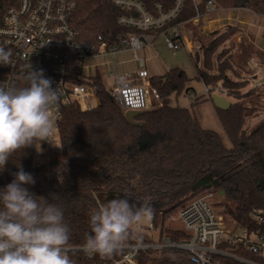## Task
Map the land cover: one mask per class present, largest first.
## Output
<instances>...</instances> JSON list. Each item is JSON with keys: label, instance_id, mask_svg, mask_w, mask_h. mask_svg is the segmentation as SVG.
<instances>
[{"label": "trees", "instance_id": "obj_1", "mask_svg": "<svg viewBox=\"0 0 264 264\" xmlns=\"http://www.w3.org/2000/svg\"><path fill=\"white\" fill-rule=\"evenodd\" d=\"M135 1L154 17L177 7V0ZM208 1L223 9H246L264 16V0H182L177 15L164 28L140 31L118 24L119 17L128 11L115 6L113 0H82L74 26L83 42L94 43L101 38L108 47L119 45L123 49L120 39L129 34L157 37L164 29L187 27L198 14L206 13ZM235 33L236 28L230 26L226 32L212 33L209 40L197 36L198 49L194 53L197 79L205 87H220L227 98H232L227 111L216 108L231 148L224 145L218 133L204 129L189 109L170 105L172 95L189 91V79L183 70L176 68L164 76L149 78L160 104L136 119L140 125L126 119L125 111L97 74L92 83L99 98L97 107L90 111L78 106L61 108V153L35 165L37 150L28 148L25 153H16L0 173L3 188L14 178L19 163L35 180L34 185L26 187L63 209L70 228L68 255L73 264H105L122 256L123 252L117 250L107 256L93 254L88 259L81 248L91 233V214L100 203L115 198H126L137 207L149 201L159 236L176 241H185L188 236L165 228L166 218L206 191L224 194V213L240 227L256 228L257 221L252 218L256 210L262 211L264 218V120L252 128L246 126L259 111L262 97L255 93L253 79L251 83L235 72L231 51L219 53ZM203 180H209L210 187L193 190ZM133 238L146 241L129 230L124 244L132 243ZM217 259L221 264H240ZM152 263L195 264L189 253L180 250L167 249L158 261L140 254L139 264Z\"/></svg>", "mask_w": 264, "mask_h": 264}, {"label": "built area", "instance_id": "obj_2", "mask_svg": "<svg viewBox=\"0 0 264 264\" xmlns=\"http://www.w3.org/2000/svg\"><path fill=\"white\" fill-rule=\"evenodd\" d=\"M81 1L0 0V49L10 53L11 61L9 65H0V85L26 86L24 76L30 67L33 70H44L45 78L51 79L54 89L58 88V99L52 108L54 141L55 136L59 135L63 106H78L83 111H90L99 104L96 87L92 84L97 73L91 77L84 75L85 64L90 59L103 56L112 58L114 73L109 77L116 78V87L110 94L125 113L129 110L152 109L155 102L157 105L160 104V97L151 87L149 78L143 70L144 59L136 55L145 44L143 42L146 41L145 36L149 35L129 34L122 37L120 45L123 49H120L119 45L108 47L101 38L94 43L83 42L74 26V16ZM113 2L115 6L128 11L127 15L119 17L118 24L140 31H157L164 28L175 18L182 5V0H177L175 10L154 17L135 0ZM219 11V7L213 1H208L206 13L198 14L193 23H198L206 15ZM182 30L183 26L179 25L176 29H164L161 33L167 36L166 44L170 50H178L185 46L190 50V44ZM170 33L171 38L168 37ZM128 52L138 62L139 70L136 73L126 72L118 75L117 56ZM81 81L84 83H80ZM255 88L264 89V80L258 82ZM205 91L209 95L220 92L218 89L208 87H205ZM43 145L47 150L54 147L47 142H43ZM214 197L212 192L206 191L179 209L175 220L182 228L176 230L188 236L185 241L172 240L166 236H159L156 241H140L133 238L132 243L124 244L119 249L123 252L120 258L105 264H139L140 254L158 261L163 251L167 249L189 253L195 264H221L217 258L229 259L240 264H264L262 211L256 210L252 213V218L257 221L254 230L240 227L234 220L228 225L222 215L211 209L208 200ZM150 230L159 231L155 229L153 223ZM84 255L88 259L93 257V254L85 252Z\"/></svg>", "mask_w": 264, "mask_h": 264}, {"label": "clouds", "instance_id": "obj_3", "mask_svg": "<svg viewBox=\"0 0 264 264\" xmlns=\"http://www.w3.org/2000/svg\"><path fill=\"white\" fill-rule=\"evenodd\" d=\"M10 63V53L0 49V65ZM24 81L23 87L0 85V173L18 152L33 147L40 152L43 142L60 147L54 142L52 112L58 88L43 69L30 67ZM17 167L12 181L0 188V264H73L63 209L31 192L26 186L35 184L33 175ZM139 205L126 198L100 203L82 250L101 256L119 250L129 230L153 216L149 201Z\"/></svg>", "mask_w": 264, "mask_h": 264}, {"label": "rangeland", "instance_id": "obj_4", "mask_svg": "<svg viewBox=\"0 0 264 264\" xmlns=\"http://www.w3.org/2000/svg\"><path fill=\"white\" fill-rule=\"evenodd\" d=\"M219 9V12L206 15L205 17L201 18L198 23H193L192 21V24H189L187 27L183 28L182 33L190 44V50L187 46L178 50H170L166 44L167 36L165 34H160L155 38L153 37L152 41L147 44L145 48L138 50L136 55L139 58L144 59L145 66L143 70L146 72L148 78L164 76L167 72L176 68L183 70L189 79V82L186 86L189 91H183L179 95H172L170 105L173 107L189 109L197 117L204 129L218 133L222 138L224 145L227 148H231L232 143L221 123L215 104L211 101L213 94H207L205 91V86L197 79L194 53L196 49H198V44L196 43L195 39L197 36H205L203 40H209L212 33L216 31L222 33L228 31L230 26L232 28H236V33L219 49V53L225 49L230 50L232 53V64L235 72L250 80L251 83L252 75H254L255 72H253L251 66H249L248 60L251 58L256 61L257 66H259V69L256 72L259 77L257 78V81L263 82L264 70H262V67L264 66V54L260 51V49H258L259 47L255 45V41H250L247 39L248 37H243L245 36V30L241 31L238 26L236 27V20H226L224 16V10L228 9H223L221 7H219ZM214 19H219V21L210 24ZM248 36L250 38V35ZM168 37H172L171 33L168 34ZM129 55V53H120L117 56L116 63L118 66L116 68V74L122 75L126 72L134 71L135 68L139 67L138 62H131L130 59H133L134 57ZM201 65L202 62L200 63V66ZM95 73L101 75L108 91H111L116 87V78L109 77L111 73H114V66L110 56L94 58L86 62L84 75L86 77H91ZM104 74L107 76H104ZM230 75H233L232 72H230ZM214 89H218L221 92L220 87L213 86V90ZM220 92H217L216 94L219 96H225L227 98L226 94ZM258 92L262 97L258 104L259 111L248 120L246 126L249 128H252V126L264 120V89L259 88L255 93L257 94ZM227 99L232 101V98ZM196 102L198 103L196 104ZM155 105H157L156 102L154 107H156ZM54 142L60 147L54 146L51 148V150H47V148H44L43 143L41 144V151L36 152V158L34 161L35 165L46 163L47 157H55L61 153V142L59 140L58 134L55 136ZM212 193L215 197L208 200L211 209L214 212L222 215L226 224L230 225L232 223V219L224 213L225 201L223 197L216 192ZM178 211L179 210L173 212L171 216L166 218L164 222L165 228H182L180 223L175 220ZM152 223L153 220L151 218V220L141 222L139 225H134L130 231L135 236H139L144 240L156 241L159 237V231L157 232L150 230ZM158 230H160V228Z\"/></svg>", "mask_w": 264, "mask_h": 264}, {"label": "crops", "instance_id": "obj_5", "mask_svg": "<svg viewBox=\"0 0 264 264\" xmlns=\"http://www.w3.org/2000/svg\"><path fill=\"white\" fill-rule=\"evenodd\" d=\"M224 16L226 20L228 21L236 20L237 22L236 27L238 26L241 29V31L245 30V33H244L245 36L243 37H246V38L248 37L247 39H249L250 41H255L256 42L255 45H257V47H259L258 49H260V51L263 52L264 54V16L257 15L246 9L224 10ZM217 21H219V19H214L210 24H213L214 22H217ZM248 35H250V38ZM145 38H146L145 39L146 41H143L145 43L143 48H145V46L152 41L153 36H145ZM129 54H130L129 56H132L131 53ZM130 60L131 62L137 63V61L134 59H130ZM248 64L249 66H251V69L253 70V72H255L254 75H252L253 84H254L253 87H255V85L258 83L257 78H259L256 73L259 69V66H257L256 61L251 58L248 60ZM138 68H135L134 71H130V72L136 73L139 70ZM262 70H264V66L262 67Z\"/></svg>", "mask_w": 264, "mask_h": 264}, {"label": "water", "instance_id": "obj_6", "mask_svg": "<svg viewBox=\"0 0 264 264\" xmlns=\"http://www.w3.org/2000/svg\"><path fill=\"white\" fill-rule=\"evenodd\" d=\"M212 102L215 104V107L221 111H227L232 105V103L225 96H219L217 94H214L212 96ZM146 111L147 110H129L126 112L125 116H126V119L131 124L140 125L141 123L137 122L136 119L139 116L145 114ZM209 187H210L209 180H203L195 184L193 186V190H201V189L209 188ZM221 195L224 196L223 193H221Z\"/></svg>", "mask_w": 264, "mask_h": 264}]
</instances>
